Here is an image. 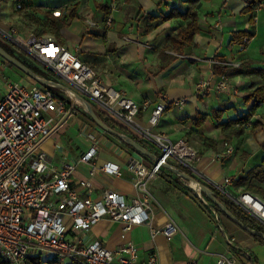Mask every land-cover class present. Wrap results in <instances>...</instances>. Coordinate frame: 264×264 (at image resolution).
Returning a JSON list of instances; mask_svg holds the SVG:
<instances>
[{
	"label": "crops",
	"instance_id": "obj_1",
	"mask_svg": "<svg viewBox=\"0 0 264 264\" xmlns=\"http://www.w3.org/2000/svg\"><path fill=\"white\" fill-rule=\"evenodd\" d=\"M48 2L50 3L30 0L22 8H12L11 14L13 16L14 11L22 13L28 8L33 15H41L40 10H43L47 16L50 12L54 15L61 12V16H67L69 7L78 3V16L66 19V24L58 29L54 37L51 34H37L34 35L35 40L53 38L75 50L83 62L103 74L113 87L126 91L137 101L150 100L151 106L138 114V122L146 123L151 107L165 96L172 106L162 112L155 130L173 140L185 137L190 143L204 141V137L211 139L212 142L208 144L200 142L198 147L194 146L197 151H203L193 166L194 171L214 186L222 183L225 176H231L234 179L226 187L232 193L249 191L245 190L247 182L237 185L234 181L254 166L264 167V151L261 148L264 141V102L258 105L251 119L244 124L241 135L230 141H225L221 128L215 126L216 121L211 115L214 109L222 110L221 121L242 115L251 107L253 101L244 102V96L264 83L261 75L252 71L253 68H264V64L245 62L248 58L244 55L236 58L234 46L230 44L233 31L247 30L250 27L248 19L251 13H241L245 6L244 0H222L219 7L212 9L208 5L211 0H201L198 9L199 32L195 35L194 42L185 46L182 53L164 49L162 60L159 52L163 50L167 35L176 32L186 20L180 17L164 21L159 18L151 20L148 15H166L173 7L183 10L185 0H117L115 9L110 8L108 0ZM261 9H264V4H258L252 11L255 23L258 21L256 14ZM105 11H108L106 21ZM217 55L224 60H236L241 66L227 65L228 69L224 74L216 75L212 71V64L223 61L215 60ZM170 56L175 58L170 59ZM4 63L1 64L11 67L12 82L23 85L34 83L35 78L20 68L9 62ZM48 73L37 74L51 81H56V75L59 78L56 82L64 84L59 75L49 69ZM224 77L237 85V92L218 88V81ZM202 80L210 82L206 92L198 90L197 84ZM52 88L59 97L69 100L64 88ZM3 89L2 86L0 92ZM176 100L182 102L175 104ZM84 102L82 99L73 105L72 110L69 108L65 113H53L55 127L41 140V147L57 167L65 163L73 166L71 181L80 195L85 194L81 182L89 181L92 186L91 197L110 189L130 199L137 190L133 183V173L127 168V163L131 157L141 155L91 120L84 108ZM198 112L206 114L207 117L201 125L196 126L193 119ZM88 134L94 136V141ZM83 136L85 140L82 139ZM93 145L96 147L95 157L91 162L81 161L80 156ZM104 162L118 164L122 174L100 171L99 165ZM94 165L96 168L90 173ZM174 174L176 176L175 172ZM159 175L150 184L153 195V224L161 226L168 219H172L177 224L178 231L171 239H166L159 232L152 235L148 225H134L127 231L126 240H131L137 247L138 264H189L192 261L198 264H216L222 254L234 257V264H249L246 253L257 264H264L263 244L226 216L222 215L221 221L212 222L208 213L189 195H184L174 203L176 195L170 191L163 192V179ZM179 176L177 174L176 177L182 182ZM251 184L259 189L254 194L264 199V181L253 178ZM122 226L121 222L100 219L84 232V240L89 243L101 239L108 247L114 248L123 242L120 238ZM218 229L222 236L218 234ZM182 230L186 232L183 233ZM232 247L240 252H234ZM154 251L156 260L152 261L150 256Z\"/></svg>",
	"mask_w": 264,
	"mask_h": 264
},
{
	"label": "built area",
	"instance_id": "obj_2",
	"mask_svg": "<svg viewBox=\"0 0 264 264\" xmlns=\"http://www.w3.org/2000/svg\"><path fill=\"white\" fill-rule=\"evenodd\" d=\"M108 1L110 8L115 9L117 0ZM22 7L23 0H16L15 8ZM0 35L4 41H12L59 75L69 87L65 90L70 100L58 97L52 88L55 85L51 83L45 86L36 79L32 85L12 82L3 75L0 66V85L4 88L0 92V257L7 264H32L30 258L40 264H50V260L60 264H138L137 247L131 240H126L127 231L134 225H148L152 235L159 232L166 239H171L178 231L172 219L161 226L153 224L150 184L157 179L166 163H170L172 168L178 169L184 165L194 170L193 160L198 159L197 149L187 138L173 140L155 130L162 112L169 104L166 97L162 96L154 103L146 123L138 122V114L147 110L151 101H137L126 91L113 87L103 74L83 62L75 50L51 37L36 39L30 45H25L18 39L13 26L0 28ZM248 41L243 38L239 50H244ZM0 60H3V64L8 62L1 56ZM217 63L240 65V62L231 58ZM209 84L208 80L200 81L197 84L199 92H206ZM217 86L222 90L237 92V85L226 77L221 78ZM78 95L155 147L157 152L153 154L158 162H147L141 156L131 157L127 163L137 190L130 199L110 189L91 197L92 186L89 181L81 182L85 194L80 195L71 181L73 166L65 163L57 167L42 149L41 140L56 124L53 113H65L69 108L72 110L73 105L82 100ZM181 102L176 100L175 104ZM88 136L94 141L92 134ZM95 155L96 147L93 145L80 156V160L91 162ZM95 168L96 165L90 173ZM99 170L122 174L119 165L112 162L100 164ZM233 179L225 176L223 182L215 187L264 224V199L250 191L232 193L226 186ZM208 207L217 217L216 211ZM100 219L123 224L121 244L110 248L101 239L85 242L84 232ZM245 255L249 264H257L250 254ZM150 259L156 260L155 251ZM235 261L234 257L222 254L216 264H234ZM189 264L198 263L192 261Z\"/></svg>",
	"mask_w": 264,
	"mask_h": 264
},
{
	"label": "trees",
	"instance_id": "obj_3",
	"mask_svg": "<svg viewBox=\"0 0 264 264\" xmlns=\"http://www.w3.org/2000/svg\"><path fill=\"white\" fill-rule=\"evenodd\" d=\"M30 0H23V4L28 5ZM264 3V0H252L250 4H248L246 7L244 6L243 9L241 10V13L247 14L251 13L249 16V28L247 30H236L232 32V39L230 40V44H239L243 38H247L248 40H251L254 36V31L253 27L255 24V19H254V14H252L253 9L255 8L256 5L260 3ZM185 6L183 10H180L177 7H173L166 15L162 16H154V15H148L149 19L154 20V19H161V20H168L173 17H180L185 19V24L180 25L176 32L170 33L167 35L166 38V43L164 44L163 50L159 52L160 59L162 60L164 58V49L169 48L173 49L177 53H182L183 49L187 45H191L194 42L195 35L199 32V23H198V9L201 6V0H185ZM78 8V3H75L69 7L70 11L68 16H61V12L57 15H54L53 13L48 14V27L52 31H58L60 27L66 24V19L68 18H74L77 17V10ZM108 14V11L104 12V18L106 21V16ZM4 41L0 37V45L5 48L7 51L10 52L5 47ZM11 53V52H10ZM173 56H170L169 58L171 59ZM173 57L172 59H174ZM20 60V59H19ZM215 60H224L221 56H215ZM241 66V65H240ZM228 69L227 65L220 64V63H213L212 64V71L216 75H222L224 74ZM253 72H256L261 75V77L264 79V69L263 68H253ZM55 79L54 80H59L58 76L54 75ZM57 78V79H56ZM252 101L251 107L242 115L229 119L226 121H221V115H222V110L221 109H214L211 111L212 117L215 119V126L221 128V132L225 138V141H230L233 137H237L241 135L243 131L244 124L248 122L253 114L255 113V109L258 107V105L261 102H264V83L259 84L256 86L253 90L249 91L243 98L244 102L248 103L249 101ZM95 113L97 116L105 122L107 125L117 128L118 130L124 132L125 134L129 135L131 138L135 139L139 143H141L143 146H145L147 149H149L152 153H156V149L154 146L151 144L145 142L138 136H136L134 133L125 130L123 126H119L115 121H113L111 118L106 116L102 111H100L93 103H91ZM172 106V103H169L167 105V108H170ZM207 115L202 114V113H197V116L193 119V124L196 126L201 125L204 120L206 119ZM91 118V117H90ZM92 120V118H91ZM205 143H210L212 142L211 139L204 137L203 138ZM127 144V143H126ZM214 144V143H213ZM133 151H136L132 146L127 144ZM261 148L264 151V141L261 144ZM137 152V151H136ZM139 153V152H138ZM141 156L146 157L145 155L139 153ZM147 158V157H146ZM179 171L185 172L187 175H189L192 179H194L196 182L205 185L208 187L210 190L214 192L216 197L227 207V209L233 213L239 220H241L244 224H246L249 227L261 230L264 232V224H262L260 221H258L256 218H254L252 215H250L248 212H245L240 206H238L236 203H234L230 198H228L226 195L222 194L213 184L208 182L207 180L203 179L202 177H199L196 175L192 169L180 165L178 168ZM253 178H257L258 180L264 181V167L261 166H254L250 168L245 175H240L235 181V184H244L248 183V185L245 187V190L254 191L259 190L258 188L252 187L250 184L251 180ZM204 194V193H202ZM205 196V195H204ZM206 197V196H205ZM208 198V197H207ZM209 201H211L208 198ZM214 207L220 212L221 215L226 216L229 218L224 212L220 210V208L216 205ZM230 219V218H229ZM253 236L259 243L264 245V239L255 235ZM236 247H232V250L234 252H240V250L235 249ZM30 263L32 264H40L34 258H30ZM50 264H60V262H56L55 260H50ZM0 264H7L5 260H3L0 257ZM72 264H77L73 262Z\"/></svg>",
	"mask_w": 264,
	"mask_h": 264
},
{
	"label": "rangeland",
	"instance_id": "obj_4",
	"mask_svg": "<svg viewBox=\"0 0 264 264\" xmlns=\"http://www.w3.org/2000/svg\"><path fill=\"white\" fill-rule=\"evenodd\" d=\"M43 3H50L48 2L49 0H38ZM51 3H64L70 0H50ZM222 0H211V2L208 4L209 9H212L214 7H219L221 4ZM252 0H244L245 2V7L251 3ZM16 4V0H1V11H0V28L6 29L9 28V26H14L18 30V39L25 45H30L32 41L35 40V36L37 34L44 35V34H51V36H55L54 34L57 31H52L48 27V16L46 15L45 11H42L41 15H33L32 12L28 11L30 9L25 8L23 12L19 11L18 13L14 11V15L12 16L11 10L12 8L14 9ZM261 5L264 4L263 2L260 3ZM257 6V5H256ZM254 10V9H253ZM44 12V13H43ZM69 12V11H68ZM257 18L258 21L255 23L256 24V29L255 24L253 27L254 31V36L253 38L247 43L246 47L244 50H239V44H233L234 46V54L236 58L242 57L244 55L248 59L245 60V62H251L256 64H264V9H261V11L257 12ZM68 16V15H67ZM255 17V16H254ZM248 29V28H247ZM35 35V36H34ZM1 36V35H0ZM5 47L10 50V52L16 56L18 59H20L26 66H28L31 70L34 72L40 73L41 75H47L48 69L45 67L44 64L39 62L36 59H33L31 56H29L23 49H21L18 45L13 43L10 40H6L4 42ZM1 61V60H0ZM0 66L3 68V75L7 76L9 80L12 79L11 75V67L8 65H3L0 62ZM264 69V68H263ZM3 82V79L1 80ZM0 89H2V85H0ZM58 97L60 95H57ZM81 108L83 106L81 105ZM80 111V109H79ZM84 114V113H83ZM256 126L258 127L257 123ZM85 140V137L83 136L82 138ZM65 143L66 139L64 138ZM87 141V140H86ZM89 141V140H88ZM90 142V141H89ZM204 144V141H199V143ZM193 146L198 147L199 143H193ZM90 145V144H89ZM203 153V151L198 149V157ZM144 159H147V162H151L149 158L143 157ZM197 162V159L193 160V166ZM162 171V170H161ZM194 171V170H193ZM195 172V171H194ZM160 174V173H159ZM196 175H198L195 172ZM177 176V174H176ZM173 175V171L168 170V169H163L161 174L159 175L160 178L163 179L162 187H163V192H171L172 194L176 195L175 200L173 202L177 203V199H180L184 195H189L190 198L195 201L204 211L208 213V216L212 222H218L221 221V214L220 212L214 207L211 201L208 200L207 197L202 194V192L199 190H195L193 186H191V181L188 179H185L184 177L179 176L182 178V182L179 181V179ZM199 176V175H198ZM202 177V176H199ZM203 178V177H202ZM204 179V178H203ZM186 184V185H185ZM251 184V182H250ZM187 185L191 187H187ZM252 187H254L253 184H251ZM191 188V190L189 189ZM252 193H255L254 190L252 189ZM211 206L215 211L217 217L214 215L213 211L206 205V203ZM183 233H185V230H182ZM219 232V229H218ZM220 236L221 233H218ZM203 247V246H202ZM64 263V261H61ZM68 262V260H66ZM56 264V263H55Z\"/></svg>",
	"mask_w": 264,
	"mask_h": 264
},
{
	"label": "water",
	"instance_id": "obj_5",
	"mask_svg": "<svg viewBox=\"0 0 264 264\" xmlns=\"http://www.w3.org/2000/svg\"><path fill=\"white\" fill-rule=\"evenodd\" d=\"M0 56L3 57L4 59H6L9 63H11V64L17 66L18 68H20L21 70H23L29 76H31V77L35 78L36 80H38L42 84L51 83V84H53L55 86H60V87H62L64 89H66V90L69 89V87L66 86L65 84H61V83L56 82V81H51V80H47V79L39 77L33 70H31L21 60H19L16 56H14L12 53L7 51L1 45H0ZM78 96L81 99H83L80 95H78ZM84 101H85L84 102V104H85L84 108H85L86 112L89 114V116L92 118V120L96 124H98L101 128H103L108 133H110V134L116 136L117 138L123 140L125 143L129 144L130 146H132L137 152L145 155L150 160L154 161L155 163L158 162V159L154 156V154L149 149H147L145 146H143L141 143H139L135 139L131 138L129 135L119 131L116 128H113V127L107 125L105 122H103L97 116V114L95 113L91 103H89L86 100H84ZM164 166L167 167L168 169H170L171 171L175 172L176 174H179V175L189 179L191 182L192 181L195 182L198 185L199 190L202 193H204V195L211 200L212 204L218 206L220 208V210L222 212H224L234 223H236L238 226H240L241 228L246 230L249 234L255 235V236H258V237H261V238L264 239V232L263 231L255 229V228H252V227H249L246 224H244L241 220H239L233 213H231L227 209V207L216 197L214 192L212 190H210L208 187H206L203 184H200V183L196 182L194 179H192L185 172L179 171L176 168H172L170 163H166Z\"/></svg>",
	"mask_w": 264,
	"mask_h": 264
},
{
	"label": "bare ground",
	"instance_id": "obj_6",
	"mask_svg": "<svg viewBox=\"0 0 264 264\" xmlns=\"http://www.w3.org/2000/svg\"><path fill=\"white\" fill-rule=\"evenodd\" d=\"M74 99H75V97H74ZM79 102H81V100H79ZM191 183V185L195 188V190L196 191H198V193H199V188H198V185L195 183V182H190Z\"/></svg>",
	"mask_w": 264,
	"mask_h": 264
}]
</instances>
